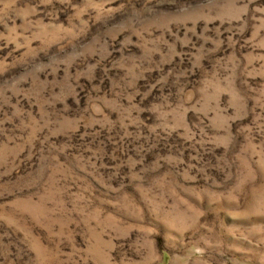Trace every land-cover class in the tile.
Segmentation results:
<instances>
[{"label":"rangeland","instance_id":"rangeland-1","mask_svg":"<svg viewBox=\"0 0 264 264\" xmlns=\"http://www.w3.org/2000/svg\"><path fill=\"white\" fill-rule=\"evenodd\" d=\"M0 264H264V0H0Z\"/></svg>","mask_w":264,"mask_h":264}]
</instances>
